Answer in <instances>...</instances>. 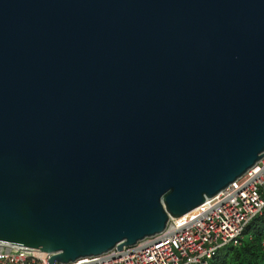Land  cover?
Listing matches in <instances>:
<instances>
[{"label":"water","instance_id":"obj_1","mask_svg":"<svg viewBox=\"0 0 264 264\" xmlns=\"http://www.w3.org/2000/svg\"><path fill=\"white\" fill-rule=\"evenodd\" d=\"M264 157V0H0V252L98 255Z\"/></svg>","mask_w":264,"mask_h":264},{"label":"built area","instance_id":"obj_2","mask_svg":"<svg viewBox=\"0 0 264 264\" xmlns=\"http://www.w3.org/2000/svg\"><path fill=\"white\" fill-rule=\"evenodd\" d=\"M263 211L264 157L186 218L170 217L162 232L121 250L52 264H209L219 247L238 246L242 230ZM49 256L0 252V264H48Z\"/></svg>","mask_w":264,"mask_h":264},{"label":"trees","instance_id":"obj_3","mask_svg":"<svg viewBox=\"0 0 264 264\" xmlns=\"http://www.w3.org/2000/svg\"><path fill=\"white\" fill-rule=\"evenodd\" d=\"M238 246L220 248L209 264H264V211L245 227Z\"/></svg>","mask_w":264,"mask_h":264},{"label":"bare ground","instance_id":"obj_4","mask_svg":"<svg viewBox=\"0 0 264 264\" xmlns=\"http://www.w3.org/2000/svg\"><path fill=\"white\" fill-rule=\"evenodd\" d=\"M243 231H245V229L242 230V233H243ZM245 236H247V235H245L244 233L241 234L240 237H239V241L241 242V241L245 238ZM49 254H50V253H49ZM98 255H99V254H98ZM50 256H51V254H50ZM54 262H55V261H54ZM56 262H58V261H56ZM61 263H63V262H61Z\"/></svg>","mask_w":264,"mask_h":264},{"label":"rangeland","instance_id":"obj_5","mask_svg":"<svg viewBox=\"0 0 264 264\" xmlns=\"http://www.w3.org/2000/svg\"><path fill=\"white\" fill-rule=\"evenodd\" d=\"M248 224H249V223H248ZM248 224H247V225H248ZM151 236H152V235H151ZM147 237H148V236H147ZM220 248H223V247H219V250H220ZM210 261H211V260H210ZM210 261H209V262H210ZM218 264H219V263H218Z\"/></svg>","mask_w":264,"mask_h":264}]
</instances>
